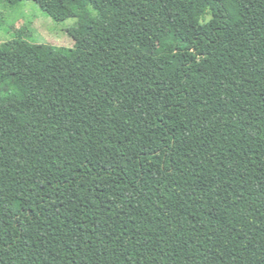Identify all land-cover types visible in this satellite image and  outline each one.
<instances>
[{
	"label": "trees",
	"instance_id": "obj_1",
	"mask_svg": "<svg viewBox=\"0 0 264 264\" xmlns=\"http://www.w3.org/2000/svg\"><path fill=\"white\" fill-rule=\"evenodd\" d=\"M2 1L0 264H264V0Z\"/></svg>",
	"mask_w": 264,
	"mask_h": 264
},
{
	"label": "rangeland",
	"instance_id": "obj_2",
	"mask_svg": "<svg viewBox=\"0 0 264 264\" xmlns=\"http://www.w3.org/2000/svg\"><path fill=\"white\" fill-rule=\"evenodd\" d=\"M76 27V18L56 23L34 2L24 1L11 8L0 0V44L14 39L16 32L26 31L28 43L72 48L74 42L69 31Z\"/></svg>",
	"mask_w": 264,
	"mask_h": 264
}]
</instances>
